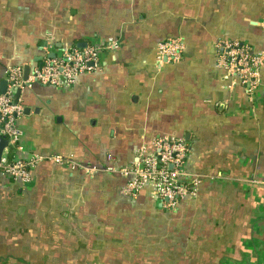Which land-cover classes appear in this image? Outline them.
I'll return each instance as SVG.
<instances>
[{"label":"crops","instance_id":"0c3cea01","mask_svg":"<svg viewBox=\"0 0 264 264\" xmlns=\"http://www.w3.org/2000/svg\"><path fill=\"white\" fill-rule=\"evenodd\" d=\"M263 24L264 0H0V79L47 52L119 45L70 89L21 92L17 123L43 160L26 186L0 178V264H264V63L253 102L216 64L220 41L263 51ZM168 39L184 50L160 66ZM162 137L183 139L186 172L204 177L173 212L119 194V170Z\"/></svg>","mask_w":264,"mask_h":264},{"label":"built area","instance_id":"2783aa9c","mask_svg":"<svg viewBox=\"0 0 264 264\" xmlns=\"http://www.w3.org/2000/svg\"><path fill=\"white\" fill-rule=\"evenodd\" d=\"M264 32V24L262 25ZM118 43L92 42L84 49L71 48L57 53L45 54L41 64L23 79L20 67H8L1 81L6 83V91L0 94V137L7 145L0 157V178L11 184L26 186L31 183L32 170L43 160L33 153L24 141V135L17 120L22 115L23 106L19 99L13 100L11 91L20 93L34 84L70 89L76 79L100 68L103 52L115 51ZM217 67L227 76L235 78L243 87L250 102L261 86L260 70L264 63V50L254 52L252 48L236 40L220 41L216 45ZM184 43L180 39H168L158 45L155 61L158 65L176 63L180 60ZM49 55H54L49 57ZM64 83L60 84L59 79ZM189 148L183 139L162 137L155 139L150 150L141 148L130 166L119 173L130 179L120 189L123 198L134 199L139 193H147L164 211H175L185 199L197 197L204 177L189 174L185 162ZM56 164L74 166L71 161L52 157Z\"/></svg>","mask_w":264,"mask_h":264},{"label":"water","instance_id":"95a60500","mask_svg":"<svg viewBox=\"0 0 264 264\" xmlns=\"http://www.w3.org/2000/svg\"><path fill=\"white\" fill-rule=\"evenodd\" d=\"M86 45H83L82 47H85ZM54 55H49V57H53ZM29 68L28 67H24V70H23V79H26L27 75L29 74ZM60 81V84H63L64 83V79L63 78H60L59 79ZM6 83L4 81H1L0 82V94H3L5 93L6 91ZM11 94H12V99L13 100H17L19 99L21 93L18 89H14L11 91ZM27 110V109H26ZM25 110V112H26ZM7 145V142L6 140L3 138V137H0V157H1V154L4 150V148L6 147Z\"/></svg>","mask_w":264,"mask_h":264}]
</instances>
